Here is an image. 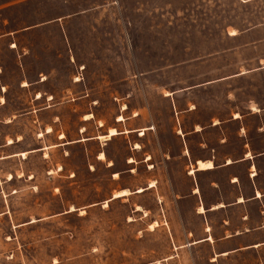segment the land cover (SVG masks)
Segmentation results:
<instances>
[{
	"label": "rangeland",
	"instance_id": "374dc122",
	"mask_svg": "<svg viewBox=\"0 0 264 264\" xmlns=\"http://www.w3.org/2000/svg\"><path fill=\"white\" fill-rule=\"evenodd\" d=\"M256 172L264 0H0V264L264 263L189 245Z\"/></svg>",
	"mask_w": 264,
	"mask_h": 264
},
{
	"label": "crops",
	"instance_id": "0c3cea01",
	"mask_svg": "<svg viewBox=\"0 0 264 264\" xmlns=\"http://www.w3.org/2000/svg\"><path fill=\"white\" fill-rule=\"evenodd\" d=\"M247 160H251V159L246 158L241 161L243 162ZM208 161L213 163L212 160H208ZM241 161H238V162H241ZM198 162H197V167L195 170L198 169ZM203 162H207V161H203ZM232 164L234 163L230 161L225 166H230ZM213 166H214L213 169L197 170L196 172H200V171L208 172V171L214 170L215 169L214 163H213ZM250 168L253 169L254 171H257V166L254 163L250 165ZM259 178H260V175L257 172L254 173L253 177L249 175V182L251 183L250 193L247 196L245 195L244 192L240 193L239 196L236 198V201L228 206H234V205L239 206L242 204L246 205V204H250L253 202H263L264 201V186L259 183ZM237 182L238 183L240 182L238 177L234 179V184ZM193 194L201 195L200 188H196L193 191ZM200 206L204 207L205 209V212L203 214L199 213ZM200 206L198 207V214L200 215V217H202V215H206L208 212H217V211L226 209L228 207L227 205L221 203L216 206L206 208L202 202V196L200 199ZM258 214L260 218L257 220V223H255L254 216L251 215L249 212H247V214H243L240 217L241 226L238 227V229L235 230L234 233H231L230 235L226 236L224 239L225 242H222V243L217 242L216 238L211 233V227L208 226L205 229V237L202 238L201 236L199 240L189 243V245L191 246L194 244H205V243L213 245L215 249H218V252L216 251L215 253L216 258L229 256L231 254H235V253L242 252V251H251V250L256 251L260 249L262 250L264 249V205L263 204L262 206H259ZM224 223L229 225V222L227 221H224ZM201 231H202V226H201ZM224 245H227L230 247L224 248L223 247ZM261 264H264V263L262 262Z\"/></svg>",
	"mask_w": 264,
	"mask_h": 264
},
{
	"label": "bare ground",
	"instance_id": "6f19581e",
	"mask_svg": "<svg viewBox=\"0 0 264 264\" xmlns=\"http://www.w3.org/2000/svg\"><path fill=\"white\" fill-rule=\"evenodd\" d=\"M40 97V96H39ZM124 120V118L123 117H120V119H119V121H123ZM126 133H128V131H126ZM119 133L117 132V130L116 129H111L110 131H109V133L106 135V136H99V137H97V139H105V138H111V137H113V136H116V135H118ZM143 134V133H142ZM10 143H12L11 141H10ZM138 148L140 147V146H137ZM100 158L101 159H105V155L104 154H101L100 155ZM214 168V166H213V163L212 162H210V161H207V162H198V170H209V169H213ZM194 171H191V173H193ZM153 184V183H152ZM152 186H154V185H152ZM143 190L142 189H140L139 190V192H142ZM130 194V192L129 191H127V190H125V191H120V192H118V193H116L115 195H114V199L115 198H120V197H124V196H127V195H129ZM138 208H140V207H138ZM199 211H200V213L202 214V213H204L205 212V209L201 206L200 208H199ZM156 226H157V224H156ZM152 228L154 229L155 228V226H152ZM210 240H212V239H210Z\"/></svg>",
	"mask_w": 264,
	"mask_h": 264
}]
</instances>
